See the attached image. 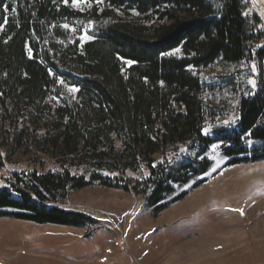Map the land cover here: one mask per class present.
Here are the masks:
<instances>
[{
    "label": "trees",
    "instance_id": "obj_1",
    "mask_svg": "<svg viewBox=\"0 0 264 264\" xmlns=\"http://www.w3.org/2000/svg\"><path fill=\"white\" fill-rule=\"evenodd\" d=\"M85 1L90 6L80 10L71 0H0V111L20 103L31 112L52 111L56 128L48 144L65 157L56 171H12L0 187V217L93 224L58 203L95 184L142 195L157 213L189 193L181 187L206 182L214 143L226 165L264 160V34L258 15L245 13L247 0ZM79 22L91 23L86 42ZM177 48L181 57L168 55ZM217 59L253 63L258 79L254 92L240 98L235 124L207 133L202 85L188 69ZM66 85L77 88L75 99ZM52 97L61 103H50ZM75 157L80 164L95 160L88 179L71 172L66 162ZM126 170L146 174L132 184Z\"/></svg>",
    "mask_w": 264,
    "mask_h": 264
},
{
    "label": "rangeland",
    "instance_id": "obj_2",
    "mask_svg": "<svg viewBox=\"0 0 264 264\" xmlns=\"http://www.w3.org/2000/svg\"><path fill=\"white\" fill-rule=\"evenodd\" d=\"M71 6L81 10L90 5L82 0L74 6L71 0ZM245 8L247 15H258L264 34V0H247ZM77 24L83 30L80 40L88 41L85 29L91 23ZM65 25L63 29L74 30ZM67 38L72 43L75 34ZM177 49L168 55L181 57ZM188 70L202 85L205 132L233 126L240 98L257 86L254 64L217 59ZM260 82L264 85V61ZM64 90L67 97L76 98L75 86L66 85ZM52 102L61 103L55 97ZM52 114L43 107L31 112L21 103L16 110L0 111V156L5 160L0 187L12 180V171L59 170L56 160L65 157L59 152L54 157L47 140L56 128ZM220 148L214 143L206 153L212 161L206 182L195 189L190 184L181 187L189 193L157 213L146 207L142 195L95 184L72 191L58 203L86 214L93 224L71 227L0 217V264H264V160L226 165ZM79 159L66 163L73 174L88 179L85 170L95 160L80 164ZM114 171L109 175L118 174ZM145 174L124 173L132 184L140 183Z\"/></svg>",
    "mask_w": 264,
    "mask_h": 264
},
{
    "label": "snow or ice",
    "instance_id": "obj_3",
    "mask_svg": "<svg viewBox=\"0 0 264 264\" xmlns=\"http://www.w3.org/2000/svg\"><path fill=\"white\" fill-rule=\"evenodd\" d=\"M65 2H67V0H65ZM82 2V0H72V3L74 6H79V4ZM13 11H15V9H13ZM65 27H67V25H65ZM176 51H179V49H177ZM129 63H132L131 61H129ZM250 83H254L253 81H250Z\"/></svg>",
    "mask_w": 264,
    "mask_h": 264
}]
</instances>
